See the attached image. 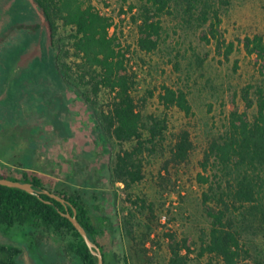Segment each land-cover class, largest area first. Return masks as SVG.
<instances>
[{"label": "rangeland", "instance_id": "374dc122", "mask_svg": "<svg viewBox=\"0 0 264 264\" xmlns=\"http://www.w3.org/2000/svg\"><path fill=\"white\" fill-rule=\"evenodd\" d=\"M94 4L116 23L127 71L134 74V96L144 114L160 118V134L135 156L142 178L125 186L114 175L117 154L135 143H118L95 128L97 103L107 100V92L94 97L88 87L63 81L54 65L45 18L33 0H0V173L21 177L34 172L46 187L68 193L80 188L95 225L102 229L99 241L109 264H117L115 252L124 254L128 264H167L172 238L185 246L182 254L190 264H223L202 250L210 220L202 203L206 186L196 180L198 162L229 112L244 107V89L261 78L239 39L264 36V0H234L220 12L217 36L234 44L228 57L225 44L218 47L210 38L208 24L197 28L177 14L162 15L157 49L142 52L128 8L139 3ZM70 32L59 28L61 36ZM163 86L183 90L192 114L165 109L158 101ZM249 91L253 97L254 89ZM87 97L96 103L86 104ZM249 112L255 113V107ZM181 130L192 140L185 158H178L174 149ZM100 216H107L105 224ZM232 221L252 256L264 264V223L256 210L245 205ZM74 240L42 227H0V242L21 249V264H81L70 248Z\"/></svg>", "mask_w": 264, "mask_h": 264}, {"label": "trees", "instance_id": "16d2710c", "mask_svg": "<svg viewBox=\"0 0 264 264\" xmlns=\"http://www.w3.org/2000/svg\"><path fill=\"white\" fill-rule=\"evenodd\" d=\"M33 1L45 18L54 65L63 81L73 87L76 84L88 87L94 97L102 91L107 92V100L97 103L100 117L95 128L118 143H135L130 150L117 154L113 171L125 186L138 182L142 178L141 164L135 156L145 143H151L160 134V118L154 114L145 115L134 96V74L127 71L126 54L117 40L114 19L102 13L94 0ZM136 1L138 7L129 4L128 8L136 27V47L142 52L157 49L164 14H177L197 28L208 24L210 38L216 39L217 46L226 43L224 37L217 36L220 12L228 9L234 0ZM60 27L71 32L66 37L61 36ZM239 43L254 58L261 78L244 89V107H236L229 112L223 129L209 139L198 162L200 170L196 180L206 186L202 203L210 220L208 239L202 250L203 253L214 254L223 264H263L252 256L242 241L239 228L232 221L240 208L249 205L264 223V36L260 33L246 35L239 39ZM225 48V56L228 57L234 49L233 42L225 44ZM62 57L73 58L69 62L63 59L60 62ZM250 89H254L253 97L249 96ZM158 98L165 109L177 107L187 116L192 114L186 93L179 88L163 86ZM86 99V104L88 101L96 103L91 98ZM253 106L255 113L250 115L249 110ZM191 148L189 132L181 130L174 145L176 155L185 158ZM0 178L29 182L35 190V193H30L0 184L1 228L27 225L50 229L60 236L71 235L75 240L70 248L79 256L81 264H97V256L91 253L65 215L67 212L73 214L74 209L89 238L100 247L104 264H109L105 246L99 241L102 229L95 225L80 188L68 193L63 189L46 187L41 176L34 172H23L21 177L0 173ZM44 190L58 194L69 204ZM100 217V223L105 224L107 216ZM184 247L175 244L172 238L167 264H190L182 254ZM21 252L15 245L0 242V264H21ZM114 255L117 264H128L124 254L115 252Z\"/></svg>", "mask_w": 264, "mask_h": 264}, {"label": "water", "instance_id": "95a60500", "mask_svg": "<svg viewBox=\"0 0 264 264\" xmlns=\"http://www.w3.org/2000/svg\"><path fill=\"white\" fill-rule=\"evenodd\" d=\"M12 71L13 70H11V72ZM12 74H13V72L11 73V77H12ZM10 80L11 79L9 77V80L7 81V83H9ZM0 184L6 185L9 187L20 188V189L26 190L30 193H35L34 188L32 187L31 183H29V182H22L19 180H11L8 178H0ZM44 192L49 194L50 196L60 200L63 203L69 204V202L66 199L62 198L58 194L49 192L48 190H44ZM65 215L69 218V220L72 222L74 227L78 230V232L80 233V235L82 236V238L86 242L88 248L90 249L91 253L93 255L97 256V264H104L103 255H102L100 247L98 246V244H96L95 242H93L89 238L87 231L85 230V228L80 224V222L76 218V211L73 209V214H70L67 212V213H65Z\"/></svg>", "mask_w": 264, "mask_h": 264}]
</instances>
